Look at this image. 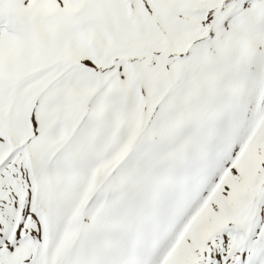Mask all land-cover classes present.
<instances>
[{
	"label": "snow or ice",
	"instance_id": "obj_1",
	"mask_svg": "<svg viewBox=\"0 0 264 264\" xmlns=\"http://www.w3.org/2000/svg\"><path fill=\"white\" fill-rule=\"evenodd\" d=\"M0 264H264V0H0Z\"/></svg>",
	"mask_w": 264,
	"mask_h": 264
}]
</instances>
